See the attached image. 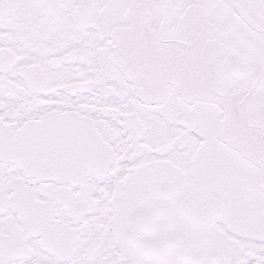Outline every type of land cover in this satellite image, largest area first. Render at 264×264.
<instances>
[{
	"label": "snow or ice",
	"instance_id": "6c2138e0",
	"mask_svg": "<svg viewBox=\"0 0 264 264\" xmlns=\"http://www.w3.org/2000/svg\"><path fill=\"white\" fill-rule=\"evenodd\" d=\"M0 264H264V0H0Z\"/></svg>",
	"mask_w": 264,
	"mask_h": 264
}]
</instances>
